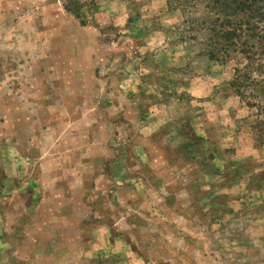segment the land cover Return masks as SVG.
I'll return each instance as SVG.
<instances>
[{
    "label": "rangeland",
    "instance_id": "rangeland-1",
    "mask_svg": "<svg viewBox=\"0 0 264 264\" xmlns=\"http://www.w3.org/2000/svg\"><path fill=\"white\" fill-rule=\"evenodd\" d=\"M204 13L177 0H0V111L11 127L27 135L31 103L48 140L109 143L110 120L123 131L95 163L114 172L116 190L125 184L117 208L137 210L115 231L126 264H264V68L234 53L209 59L201 36L185 32ZM236 66L243 85H260L238 95ZM120 78L135 86L108 116ZM121 164L130 182H117Z\"/></svg>",
    "mask_w": 264,
    "mask_h": 264
},
{
    "label": "crops",
    "instance_id": "crops-1",
    "mask_svg": "<svg viewBox=\"0 0 264 264\" xmlns=\"http://www.w3.org/2000/svg\"><path fill=\"white\" fill-rule=\"evenodd\" d=\"M133 85L128 78L111 84L114 91L109 99L116 95L117 100L108 105V116H116V103ZM95 109L102 111L98 104ZM51 110L46 112L52 114ZM34 111L29 103L21 116L27 135L12 128L0 111V264H126L130 255L123 251L115 231L127 228L126 219H121L137 211L129 202L133 195L129 193V203L118 209L116 200L122 201L119 194L126 192L125 184L123 191L116 190L120 185H116L114 172L102 173L95 163L100 150L113 144L118 147V134L123 131L110 120L109 143L92 136V143L77 138L69 144L65 139L70 132H52L48 140L49 125L40 118L45 129L38 128ZM140 148L145 166L150 158L146 146ZM108 160L115 165L122 159H104ZM120 166L124 173L117 182H130L131 167Z\"/></svg>",
    "mask_w": 264,
    "mask_h": 264
},
{
    "label": "trees",
    "instance_id": "trees-1",
    "mask_svg": "<svg viewBox=\"0 0 264 264\" xmlns=\"http://www.w3.org/2000/svg\"><path fill=\"white\" fill-rule=\"evenodd\" d=\"M188 5L201 3L205 13L192 20L185 32L194 31L196 38H202L203 52L209 59H224L230 54L238 57L242 67H253L261 71L264 63L258 61L264 54V0H177ZM248 77L247 70L241 72L239 66L234 68V76L230 85L241 95L239 88L260 85L252 80L243 85L241 80ZM258 81V83H256Z\"/></svg>",
    "mask_w": 264,
    "mask_h": 264
}]
</instances>
